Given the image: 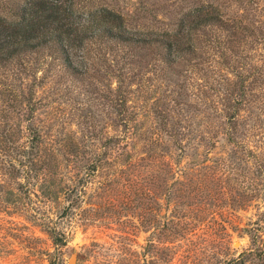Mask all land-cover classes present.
<instances>
[{"label":"trees","instance_id":"16d2710c","mask_svg":"<svg viewBox=\"0 0 264 264\" xmlns=\"http://www.w3.org/2000/svg\"><path fill=\"white\" fill-rule=\"evenodd\" d=\"M55 63L74 76L102 70L109 86L115 81L118 132L103 151L67 156L34 123L37 89ZM148 100L144 128L137 116ZM219 137L229 148L214 162L247 172L248 190L235 188L238 207H247L259 184L264 197V0H0V212L35 211L33 197L57 202L62 194L58 215L71 218L98 174L126 198L142 167L157 166L173 148L210 152ZM138 142L144 155L135 154ZM206 167L209 186L179 180L171 188L169 237L201 220L177 216L186 198L195 211L201 197L216 205L218 176L215 165ZM47 219L40 226L62 264L66 236ZM246 235L251 246L225 264H264V205Z\"/></svg>","mask_w":264,"mask_h":264},{"label":"rangeland","instance_id":"374dc122","mask_svg":"<svg viewBox=\"0 0 264 264\" xmlns=\"http://www.w3.org/2000/svg\"><path fill=\"white\" fill-rule=\"evenodd\" d=\"M100 72L95 77L74 76L55 63L48 80L37 89L34 123L67 156L77 150L101 152L106 136L118 132L115 94L109 91L116 83L112 80L109 86ZM150 103L137 116L144 128L152 121ZM228 148L224 137H219L210 152L202 147L192 151L173 148L171 154L161 156L157 166L138 170L135 193L126 198L119 185L108 191V179L98 174L85 184L82 202L71 218L58 215L66 205L62 194L57 202L33 197L35 211L0 212V264H55L54 245L40 226L49 222L47 218L66 236L62 264H225L251 246L246 227L264 205L259 184V197L247 207H238L235 188L248 190L247 172L239 176L229 166L214 162L225 157ZM134 151L144 155L146 149L138 142ZM209 164L215 165L218 176L216 205L201 197L195 211L196 206L186 205L192 198H186L182 213L175 210L177 216L187 222L197 216L201 220L182 236L169 237L165 226L175 209V199L169 198L171 188H177L179 180L188 186L201 179L198 184L209 186L204 175ZM72 256L74 262L69 263Z\"/></svg>","mask_w":264,"mask_h":264},{"label":"water","instance_id":"95a60500","mask_svg":"<svg viewBox=\"0 0 264 264\" xmlns=\"http://www.w3.org/2000/svg\"><path fill=\"white\" fill-rule=\"evenodd\" d=\"M234 245H235V242H234ZM237 246V245H235ZM74 262V257L72 256L70 259H69V263H73Z\"/></svg>","mask_w":264,"mask_h":264}]
</instances>
